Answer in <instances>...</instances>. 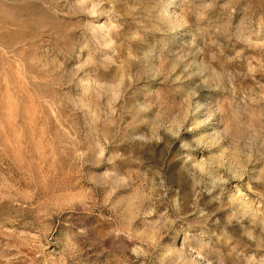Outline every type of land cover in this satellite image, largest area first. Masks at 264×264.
<instances>
[{
	"label": "rangeland",
	"instance_id": "obj_1",
	"mask_svg": "<svg viewBox=\"0 0 264 264\" xmlns=\"http://www.w3.org/2000/svg\"><path fill=\"white\" fill-rule=\"evenodd\" d=\"M0 264H264V0H0Z\"/></svg>",
	"mask_w": 264,
	"mask_h": 264
}]
</instances>
